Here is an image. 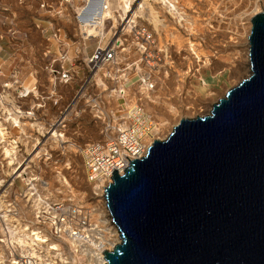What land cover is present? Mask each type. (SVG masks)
Returning a JSON list of instances; mask_svg holds the SVG:
<instances>
[{
    "label": "rangeland",
    "instance_id": "rangeland-1",
    "mask_svg": "<svg viewBox=\"0 0 264 264\" xmlns=\"http://www.w3.org/2000/svg\"><path fill=\"white\" fill-rule=\"evenodd\" d=\"M169 1L175 5L173 12L162 0H148L147 5L143 0H132L127 17L114 5L115 19L105 21L102 41L91 40L84 46L86 35L75 5L78 2L86 4L85 0H0V19L10 17L2 7L4 3L6 6L35 5L41 10V19H46L48 27L53 29L48 34L52 38L58 32L55 26L63 19L62 15L71 17L72 27L77 29V36L65 50L75 55L79 76L75 74L72 81H76V87H63V106L57 113L48 108L47 135L41 140V151L36 160L40 161L41 168L30 170L45 182L43 193L48 202L77 205L91 210L97 217L105 184L90 183L87 179L83 151L88 145L113 137L115 129L125 122L126 110L135 103L142 106L156 125L154 140H164L181 119L207 115L225 92L248 75L247 33L251 27L250 19L264 11V0ZM14 28L19 29L4 20L0 27L3 44L10 46V42L17 39L13 36ZM20 28L27 31L30 27ZM143 32L153 38L151 46L144 50L140 48L143 47ZM41 35L38 30L30 34V39L37 45ZM114 39L121 42L114 64L90 69L88 59L95 47L107 46ZM43 57L48 72L50 66L55 65L54 54H50L48 45ZM150 64L154 65L152 69ZM148 72L153 83L149 92L139 84V76ZM50 78L53 83V77ZM7 82L8 78L0 72V97L5 100L9 97ZM123 84L125 95L122 98L116 91ZM99 113L108 120L104 121ZM57 117L62 123L58 127ZM50 124L56 127L52 132H49ZM107 125L111 130L102 134ZM53 132L62 137H52ZM55 242L64 258L75 252L68 241L59 239ZM81 261L82 257H79L76 263L69 260L67 264H84Z\"/></svg>",
    "mask_w": 264,
    "mask_h": 264
},
{
    "label": "water",
    "instance_id": "water-1",
    "mask_svg": "<svg viewBox=\"0 0 264 264\" xmlns=\"http://www.w3.org/2000/svg\"><path fill=\"white\" fill-rule=\"evenodd\" d=\"M250 23L248 75L112 172L105 264H264V11Z\"/></svg>",
    "mask_w": 264,
    "mask_h": 264
},
{
    "label": "built area",
    "instance_id": "built-area-1",
    "mask_svg": "<svg viewBox=\"0 0 264 264\" xmlns=\"http://www.w3.org/2000/svg\"><path fill=\"white\" fill-rule=\"evenodd\" d=\"M141 40L143 50L153 42L147 32L142 33ZM120 46L119 39H114L107 46L95 47L88 59L89 68L95 70L100 64V67L113 65ZM60 56L53 59L55 65L48 69L54 86L68 84L75 78L73 70L68 69L66 52ZM153 67L151 65V69ZM139 84L143 90L151 91V73L140 75ZM116 93L123 98L125 85L119 86ZM17 108L13 109L9 100L0 97V264L60 263L63 252L55 240L68 241L66 238L70 236L89 240L91 228L98 223V218L89 209L47 201L43 193L45 182L40 175L30 172L41 168L40 161L36 160L39 159L41 140L47 135V121L41 122L29 112ZM99 115L104 121L108 120L103 114ZM57 119L58 127L62 123ZM123 120L125 122L115 129L113 137L84 149V165L90 183H109L113 171L121 174L128 163L140 159L154 141L156 125L139 103L126 110ZM55 128L50 124L49 132ZM106 130H111V126L104 127L102 134ZM53 245L59 249L53 250ZM57 253L59 257L55 256Z\"/></svg>",
    "mask_w": 264,
    "mask_h": 264
},
{
    "label": "crops",
    "instance_id": "crops-1",
    "mask_svg": "<svg viewBox=\"0 0 264 264\" xmlns=\"http://www.w3.org/2000/svg\"><path fill=\"white\" fill-rule=\"evenodd\" d=\"M16 5L6 6L4 3L2 7L6 8L4 11H7V15L10 17L0 19V27L4 25V20L10 25L17 26V29L19 27L18 31L14 28L13 36L15 35L17 39L12 40L10 46L3 44L0 35V69L9 80V83L7 82L9 86L7 100L10 101L13 109L18 110L17 107H19L23 109L22 112H29L34 118L45 122L47 121L48 108L54 109L55 113L62 109L64 99L61 92L63 87L73 89L76 87V81L73 80L68 84L59 83L58 87L55 86L58 92L56 94V89L52 87L49 71H46L43 54L48 45L50 54H54L55 58L61 57V53L68 49L69 43H73L77 36V29L72 27L73 19L71 17L62 15L63 19L55 26L58 27L56 29L58 32L52 34L54 36L52 38L48 34L53 29L48 27L46 19H41V10L37 9L35 5H30V7ZM33 19L37 20L32 21ZM24 25L30 28H27V31L20 28ZM40 28L43 29V32ZM38 30L42 35L36 45L31 41L30 34H34ZM66 56L71 59L67 64L68 69H72L74 74L79 76V70L74 63L75 55L66 52ZM52 88L55 90L54 93H52Z\"/></svg>",
    "mask_w": 264,
    "mask_h": 264
},
{
    "label": "bare ground",
    "instance_id": "bare-ground-1",
    "mask_svg": "<svg viewBox=\"0 0 264 264\" xmlns=\"http://www.w3.org/2000/svg\"><path fill=\"white\" fill-rule=\"evenodd\" d=\"M162 1L166 3L170 12L176 10L175 5L171 1L169 0H162ZM85 3L86 4H79L78 2L75 5L76 15L79 21L82 23V29L84 30V33L86 35L84 37V41H85L84 46H86L88 44V41L91 40L92 41L97 40L98 42L102 41V38L105 35L103 28L105 21L109 19H113V20L115 19L113 14L114 5L115 6L117 5V8L119 7L123 11V13H125V17H127V12L131 10L132 0H115L114 2H112V0H85ZM143 3L147 5L148 0H143ZM150 14L151 15L153 14L152 9H150ZM249 33H247V36L249 35ZM246 46H247L246 63H247V67L249 68L248 39ZM91 61L94 62L93 60ZM100 65H97L98 66L97 68H99ZM0 72L2 73L1 69ZM95 74L96 75L98 74L97 71ZM226 90H228V88H226ZM225 94L226 92L223 94V96ZM52 135H53L52 137L55 136L62 137V134L57 135L54 132L52 133ZM153 140L154 139H152V141ZM148 144L150 143L148 142ZM120 173H122V171ZM107 183H105L104 189L102 188L101 190L102 203L97 213L98 223L94 224L91 228L92 237L90 238V236H88V238H90L89 240H84L83 239L84 237L81 236H77V237L70 236V238H66L68 240V244L70 245V247L73 250L75 249L76 252H73V254H70L65 258L63 257V254H61L60 256L61 259L59 260L60 263H56V264H67L68 263L67 261L69 260H71L72 263H76V260L79 259V257H82L81 262H83L84 264H105V259L103 258L104 257L103 252L111 251L114 248V246L119 242V233L117 231L115 224L112 221V216L108 211L106 205V199L104 197L105 195L104 190L105 187L107 186ZM51 248L55 251L57 250L56 245H53ZM55 256L59 257V254L57 253V255Z\"/></svg>",
    "mask_w": 264,
    "mask_h": 264
}]
</instances>
